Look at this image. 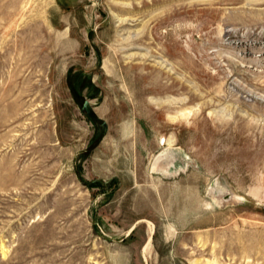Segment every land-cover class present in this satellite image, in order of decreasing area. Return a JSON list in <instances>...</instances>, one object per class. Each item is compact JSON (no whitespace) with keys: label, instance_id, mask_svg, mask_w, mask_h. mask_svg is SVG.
Returning <instances> with one entry per match:
<instances>
[{"label":"rangeland","instance_id":"obj_1","mask_svg":"<svg viewBox=\"0 0 264 264\" xmlns=\"http://www.w3.org/2000/svg\"><path fill=\"white\" fill-rule=\"evenodd\" d=\"M0 264H264V0H0Z\"/></svg>","mask_w":264,"mask_h":264},{"label":"water","instance_id":"obj_2","mask_svg":"<svg viewBox=\"0 0 264 264\" xmlns=\"http://www.w3.org/2000/svg\"><path fill=\"white\" fill-rule=\"evenodd\" d=\"M83 111L86 112L92 119L96 120V121H100L99 118H97L94 115V111L90 105V101L89 100H85L83 103ZM103 126L105 127V129L107 130V124L103 123ZM167 153H164L163 155L160 156V158H162L163 156H166ZM182 162H180L179 159H177V157H173V161H172V165L174 166H179ZM184 164V163H182Z\"/></svg>","mask_w":264,"mask_h":264}]
</instances>
